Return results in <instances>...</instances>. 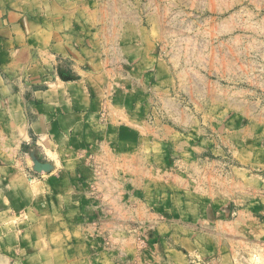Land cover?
<instances>
[{"label":"rangeland","instance_id":"obj_1","mask_svg":"<svg viewBox=\"0 0 264 264\" xmlns=\"http://www.w3.org/2000/svg\"><path fill=\"white\" fill-rule=\"evenodd\" d=\"M94 2L102 105L112 100L126 110L116 121L128 115L145 129L123 125L119 136L142 145L135 161L146 162L145 180L132 205L145 215L121 232L133 251L115 264H143L162 239L171 248L161 226L183 214L201 236L197 253L264 264V0ZM47 64L71 79L59 60ZM97 238L114 242L100 230ZM210 259L194 264H222Z\"/></svg>","mask_w":264,"mask_h":264},{"label":"crops","instance_id":"obj_2","mask_svg":"<svg viewBox=\"0 0 264 264\" xmlns=\"http://www.w3.org/2000/svg\"><path fill=\"white\" fill-rule=\"evenodd\" d=\"M95 7L94 0H0V264H115L132 254L121 232L145 215L132 192L142 191L146 162H136L142 145L119 136L123 125L137 135L145 129L128 115L116 121L114 112L126 110L112 100L102 105ZM52 60L70 80L49 70ZM106 131L110 138L101 137ZM161 229L171 248L162 239L138 262L230 260L197 253L201 236L185 214ZM99 230L114 237L110 248L95 239Z\"/></svg>","mask_w":264,"mask_h":264}]
</instances>
